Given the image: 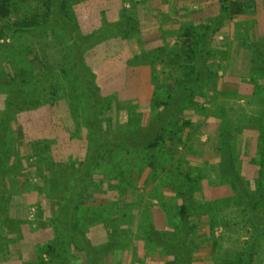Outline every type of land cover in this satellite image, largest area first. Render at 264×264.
<instances>
[{
	"label": "rangeland",
	"instance_id": "1",
	"mask_svg": "<svg viewBox=\"0 0 264 264\" xmlns=\"http://www.w3.org/2000/svg\"><path fill=\"white\" fill-rule=\"evenodd\" d=\"M245 1H254L253 14L233 16L218 0H73L83 33L124 15L134 17L139 25L133 37L108 40L86 54L96 85L107 96L98 102L107 137L118 140L125 131L145 129L172 89L184 87L189 71L179 63L173 67L170 59L188 25L195 27L193 38L207 34L209 63L217 74L211 90L198 89L191 102L177 108L166 125L175 133L167 130L160 148L134 151L133 159L121 152L98 159L81 219L94 246L120 240L102 264H180L148 239L150 227L175 248L186 244V264H237L254 236L251 264H264V231L255 235L251 213L240 203L225 164L230 160L242 190L247 188L254 196L264 167V64L252 63L248 42L252 39L264 48V0ZM28 42L25 55L32 59L34 71L65 65V52L54 39L39 35ZM7 63L0 56V123L7 100ZM50 108L26 111L11 121L12 140L5 146L9 145L6 153L15 168L0 192L9 195L8 211L0 217V264L49 262L45 250L55 239L49 222L68 194L73 176L69 162L67 166L62 162L69 157L72 163L80 161L86 151L85 136L74 144V151L65 147L64 124L58 119L66 125L71 122L58 114L65 112L63 105L54 107L57 116ZM46 139L59 150L57 170L48 169L30 146ZM187 190L191 203L183 229L178 206L180 194ZM262 207L257 218H264ZM121 234L128 242L119 239Z\"/></svg>",
	"mask_w": 264,
	"mask_h": 264
},
{
	"label": "trees",
	"instance_id": "2",
	"mask_svg": "<svg viewBox=\"0 0 264 264\" xmlns=\"http://www.w3.org/2000/svg\"><path fill=\"white\" fill-rule=\"evenodd\" d=\"M218 2L233 16L253 14L250 11L253 10L254 1L218 0ZM72 7L73 0H0V56H4V59L8 61L10 70L4 76V81L8 83L7 100L4 118L0 123V192L3 186L6 187L7 178L14 174L15 168V165L10 164L6 153L9 145L5 146L6 142L10 143L12 140L11 121L23 112L37 110L44 105H49L51 107L49 111L57 116L54 107L63 105L65 112L58 114L60 117L66 115L71 124L66 125L63 120L58 119L61 124H64L61 141L63 144L66 143V148L74 151V144L85 136L86 151L81 153L80 161L72 163L69 157L68 161L62 162L63 166H67L69 162L73 176L68 194L49 222L54 227L55 239L47 243L45 250L49 256L47 264H74L75 262L102 264L105 257L117 249L120 240L94 246L84 233L81 219L89 178L100 165L98 159L104 154L114 156L120 152L126 153L128 157L132 154L131 159H133L134 151H152L160 148L161 143L165 141L163 134L167 130L175 133L166 125L177 108L182 106L183 102H191L198 89L200 92L203 91L202 89L211 90L215 85L217 74L209 63L210 49L207 34H200L193 38L195 27L188 25L183 38L176 41L175 50L171 54L173 58L170 59L173 67L179 63L181 68L189 71L188 80H183L184 87L179 91L178 87L172 89L168 100L160 104L163 107L158 111L157 117L151 119L145 129L125 131L118 140L107 137L101 126V107L98 105L99 100L107 96H102L100 88L96 85L94 75L91 74L87 65L86 54L108 40H126L133 37L139 32L138 21L134 17L124 15L117 21L104 23L96 31L83 33ZM39 35L59 43L65 52V65L34 71L32 59L26 57L27 49L24 47L30 48L28 41ZM254 42L252 39L248 42L254 56L252 63L264 64V48H260L258 43ZM131 79V77L128 78L130 81ZM177 81L183 84L182 80ZM261 83L264 84V80ZM130 86H132L131 83ZM202 96L205 98V93ZM53 142L47 139L40 140L30 146L42 159L41 162H47L48 169L57 170L61 166L59 164L61 161L58 162L55 159L57 158L55 152L58 153L59 150ZM225 164L228 175L233 180L232 187L241 200L240 203L251 213V224L255 235H258L264 231V218L256 217V213L259 212L257 210L263 206L264 201V167L260 189L251 196L247 188H245L246 191L242 190L243 183L234 173V169L229 166L230 160ZM98 172L103 171L98 170ZM109 174L119 178V175L112 172ZM190 195L189 190L180 194L178 216L183 229H186L188 222ZM8 200L9 195L0 194V209L3 207L1 218H4L8 211ZM1 218L0 220H3ZM155 229L154 227L148 229L146 233L148 239L155 245L165 248L180 261V264L188 263L186 244L182 243L175 248V245L165 243ZM1 233L0 230V237ZM121 235L119 239L125 240L124 243L128 242L127 237ZM253 239L248 242V247L237 258V264L252 263Z\"/></svg>",
	"mask_w": 264,
	"mask_h": 264
}]
</instances>
